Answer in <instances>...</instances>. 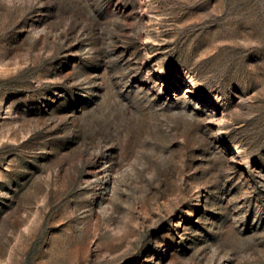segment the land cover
Instances as JSON below:
<instances>
[{"label":"rangeland","instance_id":"1","mask_svg":"<svg viewBox=\"0 0 264 264\" xmlns=\"http://www.w3.org/2000/svg\"><path fill=\"white\" fill-rule=\"evenodd\" d=\"M0 264H264V0H0Z\"/></svg>","mask_w":264,"mask_h":264}]
</instances>
